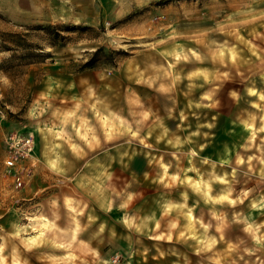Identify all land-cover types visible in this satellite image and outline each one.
I'll use <instances>...</instances> for the list:
<instances>
[{
  "label": "rangeland",
  "instance_id": "obj_1",
  "mask_svg": "<svg viewBox=\"0 0 264 264\" xmlns=\"http://www.w3.org/2000/svg\"><path fill=\"white\" fill-rule=\"evenodd\" d=\"M0 264H264V0H0Z\"/></svg>",
  "mask_w": 264,
  "mask_h": 264
},
{
  "label": "built area",
  "instance_id": "obj_2",
  "mask_svg": "<svg viewBox=\"0 0 264 264\" xmlns=\"http://www.w3.org/2000/svg\"><path fill=\"white\" fill-rule=\"evenodd\" d=\"M7 162H8L9 164H12V163L14 162V160H13V159H8ZM18 182L20 183V181H18Z\"/></svg>",
  "mask_w": 264,
  "mask_h": 264
}]
</instances>
